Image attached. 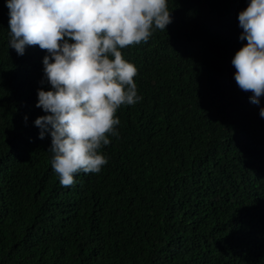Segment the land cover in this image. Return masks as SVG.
Instances as JSON below:
<instances>
[{"label":"trees","instance_id":"16d2710c","mask_svg":"<svg viewBox=\"0 0 264 264\" xmlns=\"http://www.w3.org/2000/svg\"><path fill=\"white\" fill-rule=\"evenodd\" d=\"M248 2L167 0L166 30L122 50L141 99L117 111L108 163L70 187L34 125L47 53L0 36V264H264V97L231 63Z\"/></svg>","mask_w":264,"mask_h":264},{"label":"clouds","instance_id":"9594fccd","mask_svg":"<svg viewBox=\"0 0 264 264\" xmlns=\"http://www.w3.org/2000/svg\"><path fill=\"white\" fill-rule=\"evenodd\" d=\"M172 22L167 0H0V36L24 55L38 46L43 79L50 90H37L36 107L45 115L34 125L38 138L50 136L51 167L64 187L78 173H99L108 160L101 152L118 137L122 106L136 104V66L122 50L147 43L154 31ZM239 36L247 42L231 60L234 80L250 101L264 97V0H249L238 13ZM0 54V81L8 71ZM259 115L264 118V107ZM27 120V117H25Z\"/></svg>","mask_w":264,"mask_h":264}]
</instances>
